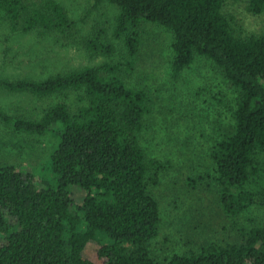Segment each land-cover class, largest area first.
<instances>
[{"label":"trees","instance_id":"trees-1","mask_svg":"<svg viewBox=\"0 0 264 264\" xmlns=\"http://www.w3.org/2000/svg\"><path fill=\"white\" fill-rule=\"evenodd\" d=\"M107 1L117 6L113 34L123 40L124 61L42 80L0 79V88L9 92H83L75 111L60 101L37 119L10 116L0 108V120L17 132L43 135L62 126L50 162L55 187L0 164V264H160L149 250L159 232L160 209L148 188L156 184L151 172L165 166L149 158L142 143L152 111L148 91L126 83L143 22L171 32L174 78L200 56L235 90L233 130L213 140L210 150L220 206L229 216L257 203L264 207V31L237 35L224 12L227 0ZM246 8L262 14L264 0H246ZM2 26L65 35L71 20L57 0H0ZM85 48L92 55L116 52L102 34L87 39ZM168 264H264V224L252 225L238 242L173 254Z\"/></svg>","mask_w":264,"mask_h":264},{"label":"rangeland","instance_id":"rangeland-1","mask_svg":"<svg viewBox=\"0 0 264 264\" xmlns=\"http://www.w3.org/2000/svg\"><path fill=\"white\" fill-rule=\"evenodd\" d=\"M66 9L71 27L65 35L11 32L0 27V79L42 80L106 62H122L127 56L123 40L113 27L117 6L107 0H57ZM224 12L232 17L234 32L249 36L264 31V13L252 14L246 0H227ZM134 67L126 78L132 87L148 91L152 111L146 116L142 143L149 158L165 167L156 175L149 192L160 209L158 235L149 242L151 256L168 264L173 254L198 252L211 243L238 242L252 225L264 224V207L229 216L220 206V186L210 157L213 140L233 130L236 92L223 72L205 57L174 78L171 73L172 34L158 24L143 22ZM68 34V35H67ZM96 34L113 43V56L92 55L85 41ZM83 92L62 91L40 96L0 88V108L10 116L37 119L57 102L71 112L82 103ZM62 126L43 135L17 132L0 120V164H10L55 187L50 162L61 140ZM76 197L82 193L74 189Z\"/></svg>","mask_w":264,"mask_h":264}]
</instances>
